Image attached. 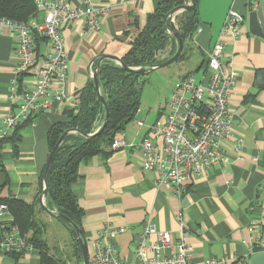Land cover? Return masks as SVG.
<instances>
[{"label":"crops","instance_id":"1","mask_svg":"<svg viewBox=\"0 0 264 264\" xmlns=\"http://www.w3.org/2000/svg\"><path fill=\"white\" fill-rule=\"evenodd\" d=\"M68 1L73 9L80 4L79 0ZM91 1L108 9L98 30L87 29L83 19L63 27L70 78L64 99L31 117L0 148V199H18L35 206L37 221L44 231L50 230L45 231L46 235L52 232L58 238L53 252L44 238L49 254L62 264H83V259L68 228L40 204L43 173L50 155L48 132L54 124L65 120L67 111L78 109L80 92L90 84V74L99 65L98 60L104 55L122 59L149 15L168 0ZM250 2L198 0L199 28L184 43L183 57L175 63L177 67L170 65L152 71L157 72L152 81L163 89V99L155 98L145 112L142 93L135 120L116 137L134 147L114 151L108 159L94 157L81 165L74 192L84 213L82 229L88 245L107 227H125L127 231L116 239L117 251L123 260L134 262L137 242L144 225L150 222L158 230L171 233L175 243L184 242L191 248V264H206L211 259L250 264L251 256L258 253L256 240L264 238V84L258 85V74L264 71V40L249 30ZM230 10L246 17L242 35L229 41L225 48V69L239 74L230 96L234 132L224 148V160L206 175L196 177L188 190L178 195L170 185L158 187L157 173L143 169L139 146L148 136V127L163 118L166 104L185 76L193 74L196 83L208 84V55ZM185 13H177L175 23ZM35 19L42 22V14ZM17 38L16 32L0 29V128L6 115L16 112V107L8 105L7 97L11 82L17 78ZM167 48L171 58L177 51V42L171 39ZM45 51L46 44H41L35 54L36 65L20 82L33 81L46 67ZM138 122L145 126H138ZM154 241L152 237L146 243ZM0 264L41 261L34 248L17 261L0 253Z\"/></svg>","mask_w":264,"mask_h":264},{"label":"built area","instance_id":"2","mask_svg":"<svg viewBox=\"0 0 264 264\" xmlns=\"http://www.w3.org/2000/svg\"><path fill=\"white\" fill-rule=\"evenodd\" d=\"M79 2V6L73 9L68 0H35L36 15L28 22L0 19V29L18 35L15 45L17 78L11 82L7 97L8 105L10 108L16 107V112H9L3 120L0 148L17 127L64 99L65 87L70 78L63 27L83 19L87 29L98 30L103 17L108 14L107 8L97 6L91 0ZM257 5V0H251L249 9ZM40 13L42 22L35 19ZM174 16L171 23L177 29ZM245 22L246 17L238 12H228L220 35L208 55V84L196 83L193 74L185 76L166 104L163 118L148 127V136L139 147L143 155V169L157 173L158 187L170 185L176 194L182 195L196 177L206 175L224 160V148L234 132L230 96L239 82L236 71L225 69V48L229 41L237 40L242 35ZM165 33L173 39L169 25ZM41 44H46V67L33 81L24 84L20 79L36 65L35 54ZM158 57L155 58L157 63L153 65L165 60L161 62ZM95 71H91L92 79ZM138 126L144 127L145 124L138 122ZM133 147L124 140H115L110 149L117 151ZM41 202L46 206L44 198H41ZM52 213L58 214L56 210ZM11 219L7 206L0 204V253L25 254L33 250V244L20 235ZM125 231V227H107L99 232L89 245V264L192 263L191 248L186 243H175L171 233L158 230L150 222L144 225L142 236L137 242L136 260L125 261L119 256L116 247L118 235ZM152 237L155 241L147 244L146 241ZM255 245L264 251V238L256 240ZM228 263L211 259L206 264Z\"/></svg>","mask_w":264,"mask_h":264},{"label":"trees","instance_id":"3","mask_svg":"<svg viewBox=\"0 0 264 264\" xmlns=\"http://www.w3.org/2000/svg\"><path fill=\"white\" fill-rule=\"evenodd\" d=\"M188 1L168 0L149 15L145 27L133 38L130 50L122 58L127 67L139 68L157 63L156 56L168 47L171 40L165 33L167 18L173 10ZM197 2L198 0L196 4ZM35 15V0H0V19L28 22ZM198 28L196 7L194 13H185L183 17L179 32L184 43L193 38ZM182 57L183 54L180 59ZM146 76L147 74L126 71L111 60H103L98 67L100 92L91 79L90 84L80 92L78 109L67 111L65 120L54 124L48 132L47 142L51 153L64 133L78 131L65 137L54 156L47 176L48 194L45 202L50 211L56 210L59 215L67 217L81 230H83L84 213L74 192V185L80 179L79 169L94 157L102 156L108 159L112 155L114 151L110 147L117 135L135 120L140 110ZM101 98L105 99L109 109L108 123L101 133L89 137L96 133L105 121V108ZM28 122L21 124L13 133L17 134ZM16 137L19 139V136ZM0 204L7 206L12 216L11 223L39 252L41 264H62L49 254L43 236L44 227L36 219V209L33 204L10 198L0 199ZM57 220L68 228L80 254V243L74 228L63 219ZM7 255L17 261L24 253Z\"/></svg>","mask_w":264,"mask_h":264},{"label":"water","instance_id":"4","mask_svg":"<svg viewBox=\"0 0 264 264\" xmlns=\"http://www.w3.org/2000/svg\"><path fill=\"white\" fill-rule=\"evenodd\" d=\"M257 3H258V5L254 9H252L249 13V17H248L249 30L253 35L260 37L264 40V0H257ZM196 5H197L196 0H189L185 5L176 8L175 10H173L169 14V16L167 18V25L170 26V28L173 32L171 37L177 42L178 48H177L176 53L171 58H169L168 60H166L162 63L156 64V65L150 66L151 67L150 70H148V66L140 67V68H129L123 63L122 59H119V58L113 57V56H109V55L102 56L99 59L100 63L103 60H111V61L115 62L116 64H118L119 66H121L124 70L129 71V72L134 73V74H149L152 71L163 69V68H166V67L176 63L180 59V57L183 53L184 40L182 39L180 32L174 26H172V23H171L172 17L179 12L194 13L196 10ZM166 28H167V26L165 27V29ZM98 67H99V65H98ZM98 67L96 68L93 80H94V84L96 86L97 91L100 92V86H99V80H98ZM260 84H264V71H262L258 74V85H260ZM101 101L104 104V108H105V121H104L103 126L96 133H94L93 135H90L89 137H93V136L101 133L108 123L109 109L107 107L105 99L101 98ZM71 133H78V131H67L66 133H64L49 155V158H48L45 170H44V176H43L44 187H43V192L41 194V198L45 199L47 197V194H48L47 176H48L49 170L51 168V165L53 163L54 156H55L57 150L59 149L61 143L65 139V137ZM41 206L47 213L52 215L55 219H58V218L63 219L64 221L69 223L74 228V230L76 231V233L78 235V242L80 243V249H81V253H82L83 264H89V245H88L87 240L84 238L83 230H81L75 224H73L67 217H65L63 215H59V214H57V215L53 214L52 211H50L44 204H42V202H41ZM249 263L250 264H264V251L252 255Z\"/></svg>","mask_w":264,"mask_h":264},{"label":"rangeland","instance_id":"5","mask_svg":"<svg viewBox=\"0 0 264 264\" xmlns=\"http://www.w3.org/2000/svg\"><path fill=\"white\" fill-rule=\"evenodd\" d=\"M183 14L181 16H178V20H177V23H176V26H177V29L178 31H180L181 27H182V23H183ZM169 54H170V51H169V48H166L164 51H161L159 54H158V59L159 61L162 62V60H167L169 59ZM157 59V60H158ZM164 60V61H165ZM118 65V64H117ZM172 65H176V66H172V67H177V64H172ZM140 68V67H139ZM151 73V72H150ZM147 74L146 76V81H145V84H144V87H143V94H144V98L146 100V103H144L143 105V110L146 112V109L148 104L151 102L154 103V99H159L162 98L161 95H163V89H159L156 87L157 84H155L152 80L153 78V75H155V73L157 72H152L151 74ZM163 99V98H162ZM161 100V99H160ZM40 204H41V198H40ZM45 231L47 233L50 232V230L48 228L45 229ZM44 231V238L47 239L49 241V244H50V251L53 252V247L57 246V241H58V238L55 236V235H52V232H51V235L50 234H47L45 233ZM260 252H263V250H259L258 253Z\"/></svg>","mask_w":264,"mask_h":264}]
</instances>
